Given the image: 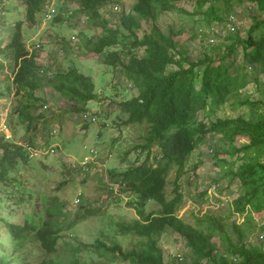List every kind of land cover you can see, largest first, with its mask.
<instances>
[{"label":"trees","instance_id":"1","mask_svg":"<svg viewBox=\"0 0 264 264\" xmlns=\"http://www.w3.org/2000/svg\"><path fill=\"white\" fill-rule=\"evenodd\" d=\"M51 1L19 0L9 10L17 12L14 22L8 21L6 11L0 8V26L10 25L0 51V70L7 62L12 73L11 90L20 98L12 111L27 132L36 135L40 125L48 130L46 140L59 133L58 127L48 126H59L62 118L60 108L46 111L48 104L64 100L72 111L95 118L87 109L89 102L99 98L91 77L75 66L53 70L39 66L38 49L29 51L25 35L28 27L40 24L48 14L54 16V25L69 24L72 15L86 17L93 25L101 21L100 34L82 33L85 40L83 45L78 43V56L102 60L114 73H120L128 90L134 92L118 103V109L126 115L123 125L140 128V135L122 159L132 151L138 154L130 167L110 173L118 196L126 195L127 205L135 210L137 218L129 222L110 219L107 230L100 231L93 242L84 243L66 232L79 217H89L98 210L90 204L86 210L79 207L76 219L70 221L74 211L57 197L40 194L43 201L39 211L27 213L23 222L15 224L12 219L16 208L33 201L34 195L26 192L20 173L31 166V151L37 149L35 137L19 145L0 134V264H32L25 245L34 241L41 253L37 264H168L159 245L167 232L182 241L187 253L182 261L176 258V263L264 264L262 244L249 242L246 230L236 223L237 216L253 223L255 215L264 213V100L253 101L244 92L250 82L264 77V0H135L131 11H123L116 25L103 15L110 0H57V10L47 12ZM240 7L247 8L251 24L243 33L229 31L221 43L208 45L196 59L190 58L188 43L197 33L165 32L158 24L163 14L176 11L212 27L228 25ZM143 22L150 28L139 36ZM58 40L62 46L66 44L64 37ZM259 90L264 94V88ZM245 107L249 115L231 116L226 112ZM237 138L247 141L236 147ZM209 140L214 143L215 157H233L229 162L215 161L217 166L230 167L211 180L213 188L226 178L228 185L236 184L238 190L227 212L217 215L207 211L189 223L178 216L184 202L181 178L188 173L197 177L202 162L189 167V161ZM218 143L226 147L222 149ZM58 150L48 146L47 151L55 154ZM143 155L144 160L136 165ZM236 161L241 162L237 167ZM92 164L77 166L76 171L69 168L75 173L86 172ZM172 172L175 177L170 181ZM195 180L196 186H205L198 177ZM168 186L172 187L169 193ZM205 188L198 194L200 205L208 202L204 198L208 197L209 186ZM149 203L157 204L159 210L147 212ZM120 239H129L131 247L124 248Z\"/></svg>","mask_w":264,"mask_h":264},{"label":"rangeland","instance_id":"2","mask_svg":"<svg viewBox=\"0 0 264 264\" xmlns=\"http://www.w3.org/2000/svg\"><path fill=\"white\" fill-rule=\"evenodd\" d=\"M18 1H0V8L6 11V18L10 22H14L18 17L16 11L13 14L12 12L9 13V10L17 6ZM134 2L135 0H110V3L103 10V15L110 24L116 25L117 18L123 11L129 13ZM56 3L57 0H52L46 7L47 12L48 9L56 11ZM186 7L190 8L189 6ZM247 14V8L240 7L230 19L233 22L232 24L212 27L202 21L195 22L192 17L174 11L163 14L158 24L165 32L183 30L185 35L187 33H197V37L188 43V54L191 59H196L203 55L204 49L208 45L221 43L229 31L233 32V29H236L243 33L251 24ZM53 17L52 15H49V17L46 15L41 19L40 24L28 27L25 35L27 37V47L30 52L34 50V47L38 49L37 63L44 69H68L75 66L83 74L91 77L99 98L96 101L89 102L87 109L88 113L96 118V121L86 124L83 121L84 114L81 115L72 111L71 105L62 100L57 105L48 104V109H46V111H56L60 108L62 111L60 125L52 123L48 126L55 129L58 127L59 133L57 135L46 140L45 135H47L48 130L43 129L42 125L39 126L36 135L27 132L19 116L12 111L19 103L20 98L16 97L15 90H11L12 73L8 63L5 62L3 70H0V134L19 145H26L27 140L35 137L33 142L36 145L35 149H37V151H31V166L22 169L20 173L22 182L27 187L26 192L30 191L34 195L33 201L28 206H18L12 221L15 224L21 223L27 213L38 212L43 201V198L39 196L40 194H44V197L47 198L57 197L59 202L65 203L68 210L74 211L69 218L70 221L76 219V211L79 207L86 210L90 204L98 211L86 218L79 217L77 223L66 232L84 243H90L96 239L100 231L109 228L108 221L110 219L129 222L137 218L135 210L127 205L129 200L126 195L121 193L120 197L118 196L117 184L110 172H119L130 167V164L135 161L138 154L136 151H132L125 159L122 158L140 135V128L137 125L126 126L122 124V121L126 119V115L119 111L118 103L134 94V92L128 90L123 76L120 73H114L111 68L102 63V60L89 56H78L81 53L78 49V43L83 45L85 40L82 33L89 31L90 35L100 34L101 21L95 22L97 25L100 24L96 26L93 25V21L86 17L76 18L72 15L70 23L68 22L70 26L67 23L54 25L51 22ZM25 23L28 24L27 21ZM9 28L8 23L2 28L0 51L6 44ZM149 28L150 25L143 22L138 35L142 36ZM60 36L66 39V44L63 46L58 40ZM139 54L141 55L142 51H139ZM2 60L3 57L0 55V61ZM261 88H264V77L259 81L250 82L244 92L253 101H263V90H259ZM226 112L231 116L249 115L247 107L234 112L227 109ZM215 141L217 142L218 139L216 138ZM246 141V138H237L235 146L241 147ZM213 144L211 140L206 142L193 154L189 161V167L199 161L202 162V165L196 171V175L205 186H196L195 179L197 177L191 176V173L181 178L184 202L178 216L189 223H193L194 217L201 216L207 211L217 215L227 212L228 203L231 202L233 195L238 190V185H228V179L226 178L220 179L216 189L213 188L211 180L218 178L220 172L224 173L230 167L227 165L217 166L215 161L218 160L224 163L233 160V157L227 154H220L215 157L212 154ZM219 145L222 149L226 147V145ZM48 146H55L59 150L55 154L53 152L49 153L47 151ZM91 150L95 154L98 152L97 157H94V152L92 156H89ZM86 156L93 159V164L88 171H78L77 173L70 171V166L74 170L77 166L79 169L82 157L84 159ZM143 157L144 155L139 158L136 165L144 160ZM240 163V161H236L235 167ZM174 174V172L171 173L170 181L174 179ZM207 186H209L207 189L208 197H205L204 200L208 199V202L200 205L197 203V201H201L198 194ZM171 189L172 187L168 186V193ZM157 210H159V207L155 203H149L146 208L147 212ZM236 223L242 225L246 230V239L249 242L262 244L264 248V213L255 215L253 223H246L244 216H237ZM119 241H122L124 248L131 247L129 239H120ZM159 245L163 250L166 263L193 264L190 260H183L182 263L175 262L176 258L181 260L187 253L182 241H179L172 233H165ZM25 246L29 262L32 264L39 263L41 253L38 244L34 241ZM58 253H60V250L49 255V257L52 258ZM82 255L85 254L82 253Z\"/></svg>","mask_w":264,"mask_h":264},{"label":"built area","instance_id":"3","mask_svg":"<svg viewBox=\"0 0 264 264\" xmlns=\"http://www.w3.org/2000/svg\"><path fill=\"white\" fill-rule=\"evenodd\" d=\"M52 12H53V10H52ZM49 15L51 16V14H48V17H49ZM83 119H86V120H90L91 122H95V118H93V117H90L89 115H86V114H84L83 115ZM55 132H53V134H54ZM93 150H91L90 151V153H89V156H92V154H93ZM94 155H95V152H94ZM95 157V156H94ZM93 159H91V157H88V156H86L84 159H83V161H81V165H80V167H84L85 165H87V163H89L90 161H92Z\"/></svg>","mask_w":264,"mask_h":264}]
</instances>
